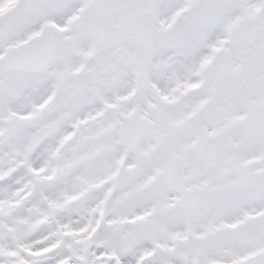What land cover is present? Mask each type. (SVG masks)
Masks as SVG:
<instances>
[{"label": "snow or ice", "instance_id": "6c2138e0", "mask_svg": "<svg viewBox=\"0 0 264 264\" xmlns=\"http://www.w3.org/2000/svg\"><path fill=\"white\" fill-rule=\"evenodd\" d=\"M0 264H264V0H0Z\"/></svg>", "mask_w": 264, "mask_h": 264}]
</instances>
